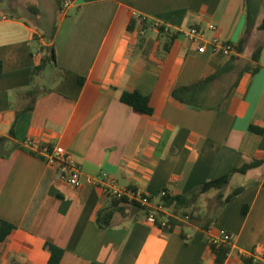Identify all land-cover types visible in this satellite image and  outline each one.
<instances>
[{
	"label": "crops",
	"instance_id": "1",
	"mask_svg": "<svg viewBox=\"0 0 264 264\" xmlns=\"http://www.w3.org/2000/svg\"><path fill=\"white\" fill-rule=\"evenodd\" d=\"M54 1L48 34L17 14V2L0 7V137L23 147L0 156V228L3 222L16 227L0 242V264H50L48 244L64 250L60 264H215L208 236L221 229L235 237L224 264H264V165L241 175L243 193L209 229L204 224L219 195L227 196L222 191L202 195L193 207L196 219L170 234L125 203L111 228L101 229L98 213L113 198L86 181L138 189L157 202L163 190L188 195L244 162L264 159V48L252 60L264 44V0L249 7L246 0H75L65 14L59 13L65 0ZM160 27L180 33L168 52ZM191 27L208 43L235 47L245 36L244 51L199 53L185 36ZM51 46L57 65L35 77L41 93L30 98L32 70ZM232 56L235 70L200 84ZM49 67L56 73L47 85ZM179 88L191 105L172 97ZM125 91L149 96L153 115L122 103ZM30 140L52 151L63 147L82 167V185L66 184L46 153L27 146ZM11 142L0 151L9 152Z\"/></svg>",
	"mask_w": 264,
	"mask_h": 264
},
{
	"label": "trees",
	"instance_id": "2",
	"mask_svg": "<svg viewBox=\"0 0 264 264\" xmlns=\"http://www.w3.org/2000/svg\"><path fill=\"white\" fill-rule=\"evenodd\" d=\"M247 5L249 7L250 0H246ZM253 22V19L251 16L248 15V27H247V32H249L251 28V24ZM146 23V22H144ZM136 25V21L134 19L131 20L130 25H129V31L134 30V26ZM160 34L165 35V41L163 44V51L168 52L171 45L173 42L178 38L180 33L174 32V33H168L165 31L163 27H160L159 29ZM259 30H264V19L259 26ZM246 44V37L244 36L239 44L234 47V50L238 53L241 54L244 51ZM264 48V44L259 45L256 50L254 51L252 55V60L254 62H258L261 58L262 50ZM43 51L45 52L43 57L41 58V62L38 66H36L32 70L31 74V88L28 90L27 95L30 98H36L41 92H38V89L34 86L35 82V77L40 76L46 67L48 65L56 66L57 61H56V52L55 48L53 46L51 47H45L43 48ZM237 57L232 56L230 60L221 66L216 73H214L212 76L202 80L200 84L203 83H208L215 81L219 78H221L224 74L229 73L233 70H235V61ZM4 71V66L2 61H0V74H2ZM80 82L83 83V79H80ZM183 89H174L172 92V97L182 103L183 105L189 106V104L184 97L182 93ZM121 102L130 106L137 114L140 115H147V116H152L154 111L152 107L150 106V98L149 96L141 93L140 91H125L122 93ZM27 110H32V107L27 108ZM253 129V128H252ZM11 137H13V132L11 131L10 133ZM11 142L10 139L8 138H3L0 137V144L2 142ZM12 143V142H11ZM45 147H39V149H43ZM48 150L51 152L52 149L50 147H46ZM14 149H23L22 146H19L17 144L12 143V148L9 152L7 153H2L0 151V156L3 158H9L12 151ZM33 153V152H32ZM34 154H36L34 152ZM264 165V159L262 160H251L249 162H244L242 163L239 167L233 169L230 173L214 179L210 182L205 183L204 185L196 188L194 191H192L188 195H177V196H172V195H167L165 197L159 198V203L163 204L165 209H168L169 212L172 214L173 217H166L163 213H159L157 217V223L156 227L162 230L164 233L170 234L172 233L176 228H183L185 227V223L181 221V218L188 217L189 222L193 221L196 219L193 211V207L196 205L198 199L204 195L207 194L210 191H222L224 188L230 183V180L233 175L235 174H240V175H246L249 171L257 169L261 166ZM244 187H238L235 188L230 194H228L226 197L219 195L217 198L214 206L211 209L210 215L208 220L204 224L205 229H209L211 225L214 223V221L217 219L220 211L228 205L233 199H235L237 196L243 193ZM121 203H125L122 200L118 199H113L112 204L109 208H104L99 211L98 216H97V224L101 229H109L112 226V220L116 214V212H123L124 210L120 207ZM135 210H139L145 213L146 216L149 215L150 210L148 208H145L139 204L131 205ZM178 210H181V213L178 212ZM244 213L246 211L244 210ZM180 218V219H179ZM166 221V226H162V222ZM16 229V227L12 224H9L7 222H3L2 226L0 228V242H4L7 237ZM212 249L213 254L215 255V264H224L225 261L228 258V255L230 254L231 247H213L210 246ZM46 248L50 251L51 253V259H50V264H60L61 259L64 255V250L57 248L56 246H53L51 244L46 245ZM247 263H251L249 260H245ZM10 264H21L18 261L12 259Z\"/></svg>",
	"mask_w": 264,
	"mask_h": 264
},
{
	"label": "built area",
	"instance_id": "3",
	"mask_svg": "<svg viewBox=\"0 0 264 264\" xmlns=\"http://www.w3.org/2000/svg\"><path fill=\"white\" fill-rule=\"evenodd\" d=\"M75 0H65L60 8V14H65V12L73 5ZM216 27H213V30L216 31ZM187 39L197 46L199 53H206L208 48L212 52L222 50L225 56H231L234 52V47L232 44L224 43L219 39H214L211 43H208L204 38V34L197 27H191L185 32ZM27 146L30 149L38 150V145L36 142L30 140L27 142ZM40 152H44L47 155V159L50 163L58 166L60 171L61 179L66 182L69 186L73 188H79L83 183V170L79 164H76L71 161L69 155L65 152L63 147L58 146L53 151H49L48 148L39 149ZM86 181L90 184L97 185L100 184V187L103 193L113 199L122 200L125 204L135 205L139 204L150 210L149 215L147 216V221L156 226L157 217L159 213H163L166 217H173L168 209H165L163 204L159 203V200L156 202L154 198L144 194L142 191L134 188L122 189L118 188L115 183H104L101 182L98 178H87ZM168 195L167 190L161 191L159 198L165 197ZM180 219V218H179ZM183 222H189V218H181ZM162 226H166V221L162 222ZM234 235L230 232L221 229L216 233H210L208 236L209 246L216 248L219 247H231L234 244ZM262 261L264 262V255L262 256Z\"/></svg>",
	"mask_w": 264,
	"mask_h": 264
},
{
	"label": "rangeland",
	"instance_id": "4",
	"mask_svg": "<svg viewBox=\"0 0 264 264\" xmlns=\"http://www.w3.org/2000/svg\"><path fill=\"white\" fill-rule=\"evenodd\" d=\"M11 2H17L19 4L17 8V14L26 15V16L28 15V17H30V19L34 22V24H36L39 27L40 31L44 30L48 34L51 28L55 25L56 21L55 18H53L52 16V9L55 4L54 0H0V7H6ZM36 10H38L39 12H36ZM252 10L253 9L251 7V11ZM261 11L264 14V7L262 8ZM47 36L48 35H46V37ZM55 73L56 72L51 71V67L47 69L46 71L47 76L45 78L47 85H49L51 81L49 75L53 74V76H55ZM212 86H213L212 93H214L215 91H217V87L214 85ZM260 174H262V171L257 173L256 176H259ZM241 185H242V176L235 175L234 178L231 180L230 184L226 188H224L223 194L228 195L235 188ZM212 193L213 192H211V194Z\"/></svg>",
	"mask_w": 264,
	"mask_h": 264
}]
</instances>
